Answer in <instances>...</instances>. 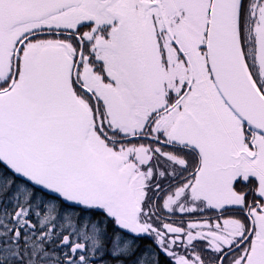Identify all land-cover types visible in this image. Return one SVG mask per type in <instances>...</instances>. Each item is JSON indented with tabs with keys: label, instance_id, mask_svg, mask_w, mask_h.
Returning a JSON list of instances; mask_svg holds the SVG:
<instances>
[{
	"label": "snow or ice",
	"instance_id": "obj_1",
	"mask_svg": "<svg viewBox=\"0 0 264 264\" xmlns=\"http://www.w3.org/2000/svg\"><path fill=\"white\" fill-rule=\"evenodd\" d=\"M0 264H264V0H0Z\"/></svg>",
	"mask_w": 264,
	"mask_h": 264
},
{
	"label": "flooded vegetation",
	"instance_id": "obj_2",
	"mask_svg": "<svg viewBox=\"0 0 264 264\" xmlns=\"http://www.w3.org/2000/svg\"><path fill=\"white\" fill-rule=\"evenodd\" d=\"M194 215H196V216H212L213 213L211 211H208V212H205V213H196ZM147 242L150 243V241H147Z\"/></svg>",
	"mask_w": 264,
	"mask_h": 264
},
{
	"label": "trees",
	"instance_id": "obj_3",
	"mask_svg": "<svg viewBox=\"0 0 264 264\" xmlns=\"http://www.w3.org/2000/svg\"><path fill=\"white\" fill-rule=\"evenodd\" d=\"M142 243H146V242L143 241Z\"/></svg>",
	"mask_w": 264,
	"mask_h": 264
}]
</instances>
